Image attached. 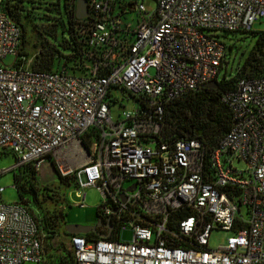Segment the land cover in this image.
Segmentation results:
<instances>
[{
  "label": "built area",
  "instance_id": "obj_1",
  "mask_svg": "<svg viewBox=\"0 0 264 264\" xmlns=\"http://www.w3.org/2000/svg\"><path fill=\"white\" fill-rule=\"evenodd\" d=\"M86 1L75 25L82 73L73 74L15 66L22 33L0 0V152L18 159L0 176L26 164L41 172L52 159L78 189L100 191L103 226L97 238L68 235L73 264H264V74L222 95L233 124L210 153L200 139L171 140L164 123L170 103L218 80L226 48L209 33L252 30L264 0H157L153 12L133 0L135 26L113 0ZM120 93L136 105L115 114ZM109 219L117 240L103 237ZM216 231L232 235L213 249ZM57 238L0 202V264H44Z\"/></svg>",
  "mask_w": 264,
  "mask_h": 264
},
{
  "label": "trees",
  "instance_id": "obj_2",
  "mask_svg": "<svg viewBox=\"0 0 264 264\" xmlns=\"http://www.w3.org/2000/svg\"><path fill=\"white\" fill-rule=\"evenodd\" d=\"M24 1L4 0L3 4V10L20 27L22 33L21 46L15 66L26 65L27 54L24 52V48L27 44H30L31 36L35 38L36 35H39V37L44 38V42L40 44L44 43L48 48L46 51H42L44 52L42 53L44 56L42 55L38 58L39 62L36 61L32 65V69L51 72L57 71L64 66L73 74H81L82 69L80 67L83 62L82 55L85 48L82 38L75 30V25L78 21L76 7L70 5V0H66V9L70 20L69 32L74 44L72 47L66 40L62 42V45L65 48H73L74 53L64 55L55 44L46 38V36H51L57 39L60 22L54 21L48 26L33 25L31 19L35 17L34 13L27 10L26 16L22 14L25 10V7L22 5ZM133 6V0L128 4H125L122 0H113V13L124 19V16L128 13V9L133 10ZM221 33H252L256 36V43L246 61L243 65H238L236 76L228 77L227 75L230 63L227 61V56L231 51V47L225 44L226 56L221 67V72L226 68L225 76L221 81H216L218 87L216 89L203 87L180 100L170 103L164 115L167 135L171 137V140L179 138L200 139L209 153L218 146L220 140L230 131L233 124L232 112L222 101V95L233 90L240 79L259 78L264 74V32H253L252 29L250 31H224ZM39 55H41V50ZM83 142L88 146L90 140L87 137L83 139ZM5 153L10 152L3 151L0 152V155ZM14 156L16 157V155ZM51 162L60 178L58 187L42 184L40 181V171H37L32 164L22 165L15 169V187L20 197V201L17 204L28 212L37 223L40 231L45 233L49 240L59 237V228L64 223L65 206L63 205L67 204V199L63 188L70 186L73 181L78 187L75 176H62L52 159ZM100 209L101 207L99 206V216L102 214ZM111 222L114 226V219ZM87 237L97 238L98 236L92 232L87 234ZM109 239L117 240L118 238L113 232ZM48 247L49 253L44 264H73L72 255L63 246L52 248L51 245H48Z\"/></svg>",
  "mask_w": 264,
  "mask_h": 264
},
{
  "label": "rangeland",
  "instance_id": "obj_3",
  "mask_svg": "<svg viewBox=\"0 0 264 264\" xmlns=\"http://www.w3.org/2000/svg\"><path fill=\"white\" fill-rule=\"evenodd\" d=\"M125 4L130 3L132 0H122ZM144 6L147 11L153 12L157 8V0H144ZM25 10L22 12L23 16L27 15V10L34 13L35 17H32L31 22L36 26H48L54 21L60 22V27L57 31V39L51 36H46V38L53 44L57 46L60 52L64 55H71L74 53L73 48H65L62 42L68 41L73 47V39L69 32L70 20L66 9V0H25L22 4ZM137 14L128 9V13L124 16V20L131 23L133 26L136 25ZM44 30V29H41ZM253 32H264V20L257 21L253 27ZM219 36L220 40L224 42L228 47H231V51L227 56V61H229V67L227 75L228 77L236 76V70L239 64H244L249 53L252 51L256 43V36L252 33H230L225 34L221 32L209 33ZM44 38L39 37V35L31 36L30 44H27L24 48V52L27 54L26 66L32 67V65L38 61L44 53L42 51L47 50V46L43 43ZM41 50V55L40 54ZM44 56V55H43ZM14 62V57L9 56L4 60V65L10 66ZM225 69L220 73L218 81H221L225 76ZM121 105H117L113 110L115 114L123 109V106L127 110H133L135 107V102L127 97H122L119 94ZM17 164V159L12 153H5L0 155V171L9 170L15 167ZM236 167L243 169L245 165L241 162H236ZM15 170H10L0 176V188H4L2 194H0V202L5 205L16 204L20 201L19 193L15 187ZM40 181L42 184L49 185L51 187H58L60 178L54 170V165L50 160H47L40 172ZM39 182V184H41ZM130 184H127L128 187ZM63 192L66 196V203L64 209V223L59 229V237L57 238V243L60 246L68 245V235L66 234L65 228L67 225L78 224L85 226L97 225L99 220L98 207L103 203V196L95 187H88L83 189H78L76 183L73 181L70 186L64 187ZM79 194H86L85 207H78V203L81 201ZM232 234L230 232L216 231L213 233L210 246L213 249H217L223 246L227 239ZM120 238L122 241L130 242L133 239V231L131 229H126L120 233ZM24 264H36L32 262H27Z\"/></svg>",
  "mask_w": 264,
  "mask_h": 264
},
{
  "label": "water",
  "instance_id": "obj_4",
  "mask_svg": "<svg viewBox=\"0 0 264 264\" xmlns=\"http://www.w3.org/2000/svg\"><path fill=\"white\" fill-rule=\"evenodd\" d=\"M88 7H87V1L86 0H79L77 3V17L79 19L84 18L88 16ZM204 87H208L211 89H216L218 87V83L216 81H212L205 85ZM87 151V149H86ZM103 226V218L99 217L97 225L94 226H85V225H78V224H71L67 225L65 228V231L69 235H87L89 233H98V228ZM107 227L109 229V233L107 235H103L104 238H108L114 229V226L111 222V219H109L107 223Z\"/></svg>",
  "mask_w": 264,
  "mask_h": 264
},
{
  "label": "flooded vegetation",
  "instance_id": "obj_5",
  "mask_svg": "<svg viewBox=\"0 0 264 264\" xmlns=\"http://www.w3.org/2000/svg\"><path fill=\"white\" fill-rule=\"evenodd\" d=\"M101 217V216H100Z\"/></svg>",
  "mask_w": 264,
  "mask_h": 264
}]
</instances>
